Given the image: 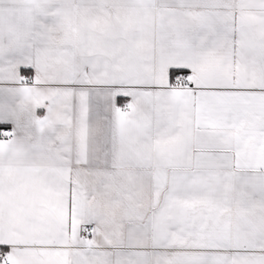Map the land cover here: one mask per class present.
Returning a JSON list of instances; mask_svg holds the SVG:
<instances>
[{"label":"snow or ice","instance_id":"1","mask_svg":"<svg viewBox=\"0 0 264 264\" xmlns=\"http://www.w3.org/2000/svg\"><path fill=\"white\" fill-rule=\"evenodd\" d=\"M0 264H264V0H0Z\"/></svg>","mask_w":264,"mask_h":264}]
</instances>
